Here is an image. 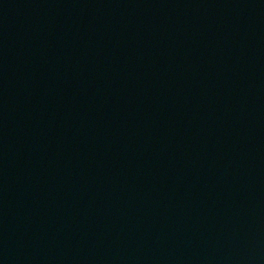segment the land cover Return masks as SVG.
<instances>
[{"label":"water","instance_id":"95a60500","mask_svg":"<svg viewBox=\"0 0 264 264\" xmlns=\"http://www.w3.org/2000/svg\"><path fill=\"white\" fill-rule=\"evenodd\" d=\"M0 264H264V0H0Z\"/></svg>","mask_w":264,"mask_h":264}]
</instances>
